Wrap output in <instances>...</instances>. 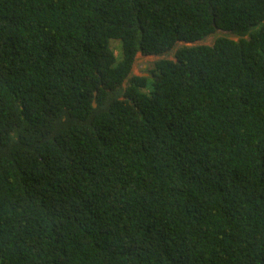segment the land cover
I'll use <instances>...</instances> for the list:
<instances>
[{"label":"trees","instance_id":"obj_1","mask_svg":"<svg viewBox=\"0 0 264 264\" xmlns=\"http://www.w3.org/2000/svg\"><path fill=\"white\" fill-rule=\"evenodd\" d=\"M0 264H264V0H0Z\"/></svg>","mask_w":264,"mask_h":264},{"label":"rangeland","instance_id":"obj_2","mask_svg":"<svg viewBox=\"0 0 264 264\" xmlns=\"http://www.w3.org/2000/svg\"><path fill=\"white\" fill-rule=\"evenodd\" d=\"M228 36L230 38H237L232 35H229L224 32L216 33L215 36H211L208 39L204 40L203 42L196 43L197 45H203V46H212L216 39L221 36ZM194 46V44H179L177 48L167 56L163 57V59L168 60H174L175 59V53L179 48L185 47V46ZM111 47L113 51L115 52L118 61L122 59L123 56V49H122V43L119 40H112L111 41ZM160 57H145L141 53H139L136 56V60L132 69V73L130 77L138 76V77H144V78H152L149 71L154 67L155 63L160 61Z\"/></svg>","mask_w":264,"mask_h":264},{"label":"water","instance_id":"obj_3","mask_svg":"<svg viewBox=\"0 0 264 264\" xmlns=\"http://www.w3.org/2000/svg\"><path fill=\"white\" fill-rule=\"evenodd\" d=\"M221 31L219 29H217V33H220ZM233 41H238L239 38H230ZM184 44V43H183ZM194 46H203V45H197L196 43L194 44ZM161 59H163V57H160ZM94 107H96V104L94 105Z\"/></svg>","mask_w":264,"mask_h":264}]
</instances>
